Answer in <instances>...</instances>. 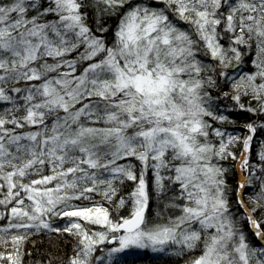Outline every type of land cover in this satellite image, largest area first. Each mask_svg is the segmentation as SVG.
Segmentation results:
<instances>
[{
  "label": "snow or ice",
  "instance_id": "6c2138e0",
  "mask_svg": "<svg viewBox=\"0 0 264 264\" xmlns=\"http://www.w3.org/2000/svg\"><path fill=\"white\" fill-rule=\"evenodd\" d=\"M221 78L264 116V0H0V264H23L39 232L74 238L65 264L169 245L199 251L191 264H264V148L253 163L254 123L239 156L209 123L228 120L211 106ZM125 181L132 210L113 219Z\"/></svg>",
  "mask_w": 264,
  "mask_h": 264
},
{
  "label": "trees",
  "instance_id": "16d2710c",
  "mask_svg": "<svg viewBox=\"0 0 264 264\" xmlns=\"http://www.w3.org/2000/svg\"><path fill=\"white\" fill-rule=\"evenodd\" d=\"M115 19L110 21V24L115 26ZM187 28V25H183ZM225 45L228 44V41H222ZM245 69L254 70L251 64L244 65ZM236 75H239L237 73ZM211 94L213 96L212 100V110L217 112V114H223L228 117L226 122H217L209 120V123L212 124L213 128H219L225 132L226 137L235 135L241 138V143L235 145L232 149L239 156L240 151L242 150V138L249 135L246 125L249 123H254L257 126V131L254 134L252 141V151L250 160L253 163L258 164V153L264 148V127H260L261 124H264V116H257L252 112H247L239 108L235 101L231 99L233 94L231 78L227 83L224 79H220L219 87L212 88ZM227 93L228 95H224ZM241 102L245 107H255V101H252L250 97H242ZM214 142L217 141L215 136L210 137ZM138 163V162H137ZM223 166L228 170L226 173V179L230 188L235 189L236 182L238 179V172L236 167V161L231 159L222 161ZM147 179L151 185V173H149ZM258 183V182H257ZM118 196L123 197L126 200V204L123 208L117 209L115 204L106 205L110 208L111 215L113 219L118 217H127L132 210V201L130 199V193L135 188V184L130 181H125L123 185H119ZM256 186L253 185L252 188L247 190V194L244 199L249 200L250 196L254 194ZM0 198L2 194H0ZM97 201L104 203L101 197H96ZM159 201L155 198L150 200L149 203V212L148 215L152 219H156V212L159 211L158 208ZM251 206V205H250ZM232 208L235 216L238 217L239 226L245 231V234L249 236L251 242L255 243L251 238V233L249 232V226L244 224V217L240 215L237 210L238 206L236 205L235 195H232ZM5 210L3 206H0V213H3ZM63 221L59 218H53L52 222ZM7 226V218L0 220V229ZM95 230L100 231L98 227H94ZM75 247L74 238L68 236L64 233H49V232H39L30 236V238L23 245V264H65L67 258L73 255V248ZM0 251H3L0 248ZM104 252H99L98 255H103ZM199 255V251L188 252L187 250L181 251L175 246H166L165 252L161 255H155L149 252H144L142 256L133 260H123L120 263L115 264H191V261L195 256Z\"/></svg>",
  "mask_w": 264,
  "mask_h": 264
},
{
  "label": "rangeland",
  "instance_id": "374dc122",
  "mask_svg": "<svg viewBox=\"0 0 264 264\" xmlns=\"http://www.w3.org/2000/svg\"><path fill=\"white\" fill-rule=\"evenodd\" d=\"M253 137H254V135H253ZM54 225H56V226H63L64 224H65V220H63V221H59V222H52ZM89 227H92V228H94V227H98L99 228V226H91V225H89ZM101 229V228H100ZM101 230H103V229H101ZM114 245H107L106 247H105V251L108 249V248H111V247H113ZM102 247H104V246H102ZM166 248V247H165ZM165 248L162 250V251H153L151 248H149V249H137V248H130V249H127L125 252H123V253H119V254H115L112 258H111V264H115V263H120L121 261H123V260H131V259H133V260H135V259H137V258H139L140 256H142V254L144 253V252H149V253H152V254H154V256L155 255H161V254H163L164 252H165ZM104 255V254H103ZM105 260H106V264H107V260H108V258L107 257H105Z\"/></svg>",
  "mask_w": 264,
  "mask_h": 264
}]
</instances>
